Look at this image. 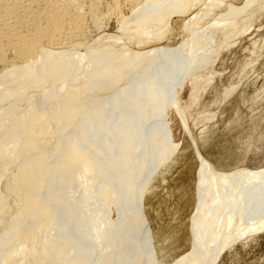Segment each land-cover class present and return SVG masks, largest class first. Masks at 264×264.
<instances>
[{
    "label": "bare ground",
    "instance_id": "obj_1",
    "mask_svg": "<svg viewBox=\"0 0 264 264\" xmlns=\"http://www.w3.org/2000/svg\"><path fill=\"white\" fill-rule=\"evenodd\" d=\"M263 12L264 0H0V264H159L145 199L179 147L168 111ZM199 159L193 247L174 264H216L264 232V169Z\"/></svg>",
    "mask_w": 264,
    "mask_h": 264
},
{
    "label": "rangeland",
    "instance_id": "obj_2",
    "mask_svg": "<svg viewBox=\"0 0 264 264\" xmlns=\"http://www.w3.org/2000/svg\"><path fill=\"white\" fill-rule=\"evenodd\" d=\"M125 10L127 15L130 10ZM111 21L107 30L115 32L117 22ZM244 30L217 43L209 65L199 73L207 74L201 90L192 98L186 81L177 96L181 112L174 106L168 111V128L179 147L145 199L159 264H174L192 251L199 155L216 172L264 169V12ZM216 264H264V232L231 244Z\"/></svg>",
    "mask_w": 264,
    "mask_h": 264
}]
</instances>
